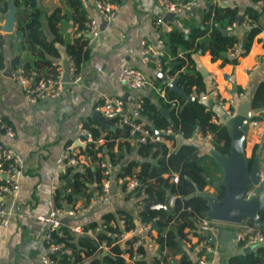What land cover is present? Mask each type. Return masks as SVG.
<instances>
[{
	"label": "crops",
	"instance_id": "obj_1",
	"mask_svg": "<svg viewBox=\"0 0 264 264\" xmlns=\"http://www.w3.org/2000/svg\"><path fill=\"white\" fill-rule=\"evenodd\" d=\"M79 1L85 21L96 19L101 25L93 0ZM161 1L118 0L114 18L107 25H102L101 33L97 38L86 39L85 54L78 66L81 82L78 85H71L69 79L65 77L61 97L56 101L43 102L39 105H31L25 101L19 86L10 77V70L13 67H23L33 69L43 76L53 74L56 69L63 71L69 57L68 47L75 46L80 39L75 37V32L79 30L81 16L77 7L70 5L67 0H37L42 14L40 29L45 42L53 43L56 51L54 53L37 49L32 51L25 47L16 33L17 19L21 18L22 13L20 14L19 10L10 4L7 10L2 12L0 2V114L4 123L13 131V137H7L4 132H0V144L14 150L23 165L19 178V192L3 199L11 212V217L9 225L3 230L0 264H39L41 246L47 228L36 218L48 214V199L53 189L59 191L69 189L57 173L56 160L65 145L77 144L78 139H84L85 130L91 132L93 129L98 135L95 139L97 143L92 144L93 149L96 150L95 158L87 157L85 167L78 171L82 174L86 173V177L82 180L86 188L84 194L77 196L72 204L68 205L65 202V205L68 208L83 205L98 191L102 177L101 163H104L111 171L112 199L109 205H95L83 216L65 218L66 223H63L65 229L68 231L70 228L79 227L86 230L103 225L107 227L105 216L108 214L114 220H118V216L125 212L136 220L138 211L145 210L146 203L139 202L142 196L137 199V203L127 202L126 186L135 177L122 174L131 163L134 164V167L130 168L132 174L140 172L141 165L145 163L157 166L161 153H155V157H151L154 151L147 153L145 149H141V145L137 144L124 129L116 127L111 120L103 122L98 120L94 106L98 101L111 97L120 99L127 105L131 96L138 94L141 96L142 106L144 102H147V105L153 106L159 112V117L169 122L170 107L164 106L167 101L161 93L162 89L165 93L163 87L165 81L156 72L152 59L148 60L146 65L141 63L139 43L145 40L156 48L153 22L158 18L164 19L165 22L161 27V33L169 32L173 28L186 32L190 31L191 27L202 28L201 16L213 5L214 0H201L194 10L170 20L161 13ZM227 3L242 13L247 6L251 5V0H229ZM56 10L59 11L60 19L53 31L49 27L48 17ZM11 11L14 16L12 29L10 32H5L3 29ZM24 16L25 14L22 18ZM246 29L243 25H238L234 30L237 36H242ZM59 39L61 42H58ZM233 51L239 53V46ZM164 52L163 59L167 64L166 51ZM14 60L16 65H13ZM42 60L49 61L50 65L45 66ZM195 62L204 77L205 89L215 90L223 100H233L235 104L233 110L236 112L239 104L248 97L252 100L257 88L264 83V30L254 39L249 51L244 56L238 57L235 65L223 64L221 60L212 61L207 52L195 56ZM126 67L139 70L146 78L154 82V86L139 92L121 86L117 76L119 71ZM180 96L189 99L183 92ZM206 104L208 108L213 107L215 112L213 117L223 120V124L228 128L229 119L224 118L222 111L215 107L213 101L208 99ZM252 117L258 121L263 120L259 118L264 117V108L261 112L252 110ZM251 118L245 133L244 156L248 160L252 158L254 148L258 146L256 155H258L260 171L264 172V125L260 124L257 128L250 127ZM158 120L157 116L154 117V113L146 115L142 113L140 117V121L149 128L160 130L154 123ZM195 134L190 139H183L176 134L173 140L164 138L158 146L163 147L168 154L177 151L182 145L195 146L196 155L193 159L197 160L203 168L206 179V187L200 194L217 197L220 188L217 183L221 181L223 175L221 167L212 154L215 151L213 147L217 136L212 134L210 140L202 142L195 139ZM170 175L171 173H163L160 177L165 180ZM70 178L71 176H68L66 183L71 182ZM124 179L126 180L123 181ZM108 225L113 226L114 222L111 221ZM224 230L236 232V228L232 226H227ZM185 233L187 241L183 243V248L187 249L197 242V237L188 230H185ZM71 235L74 251L65 248L66 255L70 257V261L71 259L76 261L80 256L82 258L80 264L88 261L90 257L85 255L79 240L80 236L86 235ZM89 239L96 247L94 256L103 255L98 253L95 239L93 237ZM209 242L212 250L207 254L208 264H235L232 262L234 257H243L258 248L264 253V246H244L231 235L221 237V232L210 237ZM167 254L171 261H178L179 255L173 256L168 250ZM261 254L258 256L260 259ZM149 256L152 257L150 254ZM147 263L154 264L152 259H149ZM261 264H264V261Z\"/></svg>",
	"mask_w": 264,
	"mask_h": 264
},
{
	"label": "trees",
	"instance_id": "obj_2",
	"mask_svg": "<svg viewBox=\"0 0 264 264\" xmlns=\"http://www.w3.org/2000/svg\"><path fill=\"white\" fill-rule=\"evenodd\" d=\"M114 1L117 2L118 0ZM0 2L2 4V12H5L8 4H10L17 8L20 14L22 13L21 18L17 19L16 33L28 50L34 51L37 49L38 51L45 50L52 53L56 51L53 43L47 44L45 42V37L40 29L42 14L37 5V0H0ZM67 2L77 7V11L81 16L78 29H81L85 19L83 11L80 8V1L67 0ZM229 4H217L213 2V5L207 8L201 16L202 28L199 26L191 27L188 32L173 28L169 32L161 33V37L164 40V50L166 48V59L168 60V63L163 65V72L174 77L177 87L189 99L177 95L174 91L170 92L166 83H163L165 89L164 98L167 101L164 106L170 107L169 122L159 117V112L153 106L147 105V102L143 103L144 115L154 113V117L157 116L159 118L158 121L154 122L157 129L169 127L173 131V135L164 136L166 140H173L176 134L180 135L183 139H190L195 133H199L202 136H205L207 133L216 134L217 141L213 148L223 156L229 155L230 135L226 125H215L211 122V118L215 116L213 107L208 108L205 101L201 102L197 98L200 92L210 97L212 91L205 89L204 77L197 68L195 56L207 52L212 61L221 60L223 64L235 65L238 57L244 56L249 51L254 39L264 30V22L262 21L264 0H251V5L247 6L242 13L236 7H230ZM23 14L25 16L22 18ZM59 19L58 10L48 17L49 27L53 31ZM240 19L241 21H239ZM244 22L255 25L246 29L242 36H237L234 29L238 25H243ZM232 24H235V26L223 34L222 31ZM58 42H61V40L59 39ZM86 42V39L80 38L79 41L77 40L75 46L68 47V55L74 59L77 67L80 65L82 56L85 54L84 48L86 47ZM237 46L240 49L238 55L236 57L230 56V51H233ZM42 61L45 66L48 67L50 65L49 61ZM16 64V60H14L13 65ZM250 107L255 112H261L264 108V83L253 94ZM150 118L152 119V117ZM262 118L264 119V117L259 119ZM91 132L93 138L97 139V133L93 129H91ZM257 148L258 146L254 148L253 156L248 160L249 165L256 155ZM141 149H145L147 153L154 151L151 154L153 158L155 157V153H161L157 166L145 163L141 165L140 172L132 174L130 168L134 167V164L131 163L122 175L133 176L139 182L140 185L136 188V196L137 198L142 196L139 199L140 203H146L147 205L157 202L163 203L164 206L148 210L141 209L138 211L137 217L144 223L152 222L155 217L158 218L153 228L156 233L155 241L159 246V251L166 248L171 255H179L178 261H172V264H197L192 249L190 247L187 249L183 248V243L187 241L185 230L199 237L200 234L197 232L196 222L199 218L204 217L209 210L205 198L199 196L206 187V179L203 168L197 160L193 159L196 155V147L182 145L177 151L169 154L158 144H142ZM82 152L88 158H95L96 150L93 149L92 144L85 146ZM98 173H100L99 170ZM163 173L176 174L178 182L171 184L168 179L163 180L160 177ZM69 175L71 176L69 184L66 183L68 176L62 177L66 187L69 188V192L56 191L55 201L59 206H61V201H65L68 205L72 204L77 196L84 194L86 189L82 181L83 177H86V173L82 174L75 171ZM166 193H169V196H175L172 207L165 205L169 197L166 196ZM223 197L224 189L220 187L217 199L221 200ZM118 217L124 218L125 231H129L135 227V218L132 215L123 212ZM105 218L107 227L103 233L98 235V239L106 241L108 253L94 256L96 247L93 241L87 236H80V245L84 248L85 255L90 257L88 261L83 263L129 264L124 258L123 250L118 245L113 244L116 241L113 235L119 230L117 219L114 220L110 214L106 215ZM258 218L260 221L258 227L263 228L264 209L259 212ZM111 221L114 222L113 226L108 225ZM246 221L248 224L256 226L252 220ZM52 237L56 243H62L64 248H70L74 251V247L71 244L72 235L68 233L65 227H62L61 236L54 232L52 233ZM137 251L142 254V258L134 264H148L147 261L149 259H152L154 264H159V261L149 256L144 247H139ZM126 253H129V251ZM261 253H263V250L258 248L243 257H234L232 262L235 264H261L262 259L258 257ZM52 258L58 259L60 264L71 263L70 257L64 251L52 254ZM75 262L76 264H80L82 258L78 256Z\"/></svg>",
	"mask_w": 264,
	"mask_h": 264
},
{
	"label": "built area",
	"instance_id": "obj_3",
	"mask_svg": "<svg viewBox=\"0 0 264 264\" xmlns=\"http://www.w3.org/2000/svg\"><path fill=\"white\" fill-rule=\"evenodd\" d=\"M229 0H214V3L226 4ZM201 0H162L160 3L162 15H173L174 17L190 12L197 7ZM94 8L101 20V25L96 19H89L84 22L81 29L75 32V37L83 39H95L102 30V25H107L115 16L117 2L114 0H93ZM164 19L158 18L153 22V34L156 41V48L149 45L145 40L139 43V56L141 63L146 65L148 60L154 61L156 72L158 75L164 76V81L169 85L174 82V77L163 72V61L165 50L164 40L161 37V27L164 24ZM255 24L244 22L243 26L247 29ZM232 24L227 30L234 27ZM1 55V48H0ZM238 53L233 51L230 56L236 57ZM68 76L71 85H78L81 82V76L78 67L72 57H68L66 61ZM155 68V67H154ZM63 71L56 69L53 74L43 76L33 69L23 67H13L10 70L11 79L19 86L24 99L31 105H39L43 102L56 101L61 97L63 91ZM118 83L132 91L139 92L154 86V82L146 78L139 70L134 68H123L117 76ZM164 94V90L162 92ZM241 96V95H240ZM197 98L201 102L212 100L220 111H222L225 119L231 118L235 112L233 100H223L212 90L211 96L200 92ZM142 99L138 94L131 96L127 105L120 99L104 98L98 101L94 106L95 114H99L106 120H111L116 127L124 129L139 145L158 144L162 142L165 135H173V131L167 127L166 129L153 130L140 121L143 113ZM212 122L215 125L223 124V120L212 117ZM260 124L264 125V119L258 121L251 118L249 126L257 128ZM0 132H4L7 137H13V131L8 127L0 114ZM84 139H78L77 144H67L56 160V168L59 177L70 176L71 172L80 171L85 167L86 155L82 152L85 145L97 143L89 130L84 131ZM210 133L205 136L195 134V139L202 142H207L211 139ZM80 146V147H79ZM22 162L19 155L12 149L0 144V246L3 241V230L9 225L11 212L6 203L3 201L5 197L14 196L19 192V178L22 172ZM101 180L98 191L90 197L87 202L80 206L67 207L65 201H61L59 206L55 201L56 189H53L49 199V212L46 215H41L36 218L39 223L46 226L47 230L43 237L41 246V255L39 264H60L58 259L52 258V254L66 251L62 243H56L52 237V233L56 232L59 236L62 235L63 220L83 216L87 214L95 205L106 206L111 203V171L104 164H100ZM264 172H260L262 179ZM124 179L123 181H125ZM169 183L176 184L178 177L176 174H171L168 178ZM140 184L137 179H131L126 186L127 202L137 203V196L134 192L135 188ZM259 185L250 186L243 195V200L248 201L256 197ZM67 193L69 189L65 190ZM175 201V196H169L165 205L172 207ZM67 207V208H66ZM158 220L157 217L152 222L144 223L136 217L135 227L129 231H125L124 218H118V231L113 235L116 241L113 244L119 246L123 250L125 260L129 264H134L142 258L137 250L139 247H144L148 254L159 261V264H172L171 259L167 254V249L159 251V246L155 241L156 233L153 230L154 223ZM232 226L236 228L235 240L244 246H264V227L250 225L247 221L241 223H232L226 221H218L211 219L205 215L199 218L196 222L197 232L200 234L197 237V242L190 245L193 254L196 257L197 264H208L207 254L211 252L209 242L210 237L218 235L225 227ZM106 226H100L95 229H80L79 227L70 228V234H81L93 237L97 243L98 253H107L108 246L105 240L98 239V235L103 233ZM129 251V253H126ZM67 252V251H66ZM262 262L264 261V253L261 254ZM70 264H76L75 260L71 259Z\"/></svg>",
	"mask_w": 264,
	"mask_h": 264
},
{
	"label": "water",
	"instance_id": "obj_4",
	"mask_svg": "<svg viewBox=\"0 0 264 264\" xmlns=\"http://www.w3.org/2000/svg\"><path fill=\"white\" fill-rule=\"evenodd\" d=\"M173 17V15L165 16L167 20H170ZM262 20H264V15L262 16ZM13 21V11H11L8 15V21L3 29L5 32L11 31ZM239 21H241V19ZM222 33L225 34L226 31H222ZM65 77L69 79L67 65L64 67L63 79ZM160 78L164 80L163 75H160ZM168 88L170 92L174 91L179 95L183 92L177 87L175 81L172 82ZM250 105L251 99L248 97L244 100V102L239 104L235 114L227 121L228 132L231 139L229 155L223 156L216 151L212 152L215 161L222 169V179L217 183V185L218 187H223L224 197L221 200H218L217 197H207L203 194H199V196L205 198L208 203L209 210L206 212L207 217L218 221L232 223H241L246 220H252L254 224L258 226L260 223L258 214L264 209V173L262 179H260L259 175L261 171L258 163V155L253 157L250 165L248 163V159L244 156L245 133L249 118L252 117ZM95 115L96 118L102 122L106 120L99 114ZM153 130L156 129L153 128ZM257 184L259 185V188L256 197L249 199L248 201H244L243 195L245 191L250 186ZM167 196H169V193H167ZM162 206H164L163 203L161 204L156 202L151 205H146L145 210L150 208H159ZM62 222L66 223V219ZM229 235L235 238L236 232H230L227 230L221 231V237ZM105 254L106 253H103V255Z\"/></svg>",
	"mask_w": 264,
	"mask_h": 264
}]
</instances>
